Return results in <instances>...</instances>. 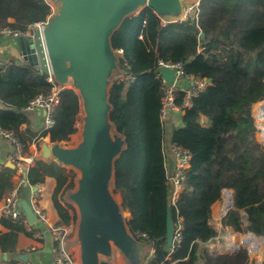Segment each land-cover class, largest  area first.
<instances>
[{"label": "trees", "instance_id": "trees-1", "mask_svg": "<svg viewBox=\"0 0 264 264\" xmlns=\"http://www.w3.org/2000/svg\"><path fill=\"white\" fill-rule=\"evenodd\" d=\"M51 3L53 0H0V29L12 27L25 33L32 24L45 22L54 14ZM111 43L115 51H123L130 67L120 61V72L134 78L131 83L117 78L110 89V118L126 141V149L115 163L114 193L120 195L123 210L130 214L127 225L131 234H145L143 242L154 250L146 264H242L238 252L213 253L204 245L218 236L217 228L210 224L212 206L222 200L225 190L233 193V207L223 217L222 226L264 238V162L255 180L240 135L231 148L222 133L223 140L215 137L226 121L237 129L253 123L251 107L255 114L254 106L264 100V0H201L195 16L166 26L146 8L126 19ZM160 61L182 64L186 75L208 81L169 133L171 144L183 145L192 155L175 205L171 204L164 154L167 130L160 116L163 91L156 77ZM52 88L27 63L14 60L0 68V127L11 131L25 152L39 138L49 137L52 144H59L70 141L77 131L82 103L69 88L59 90L53 127L39 134L31 129L29 114L22 109L38 95H50ZM183 99L184 94L179 93L176 103L181 105ZM204 117L209 127L202 124ZM14 175L13 168L0 163V201L14 188ZM48 177L57 182L53 202L60 224L75 223L76 210L64 201L75 187L74 172L54 161L36 160L25 179L36 187ZM169 208L174 226L180 228V240L172 248L166 246ZM0 224L7 230L0 235L2 254L15 252L20 234L33 237L37 232L28 227L24 214L17 220L3 215Z\"/></svg>", "mask_w": 264, "mask_h": 264}, {"label": "water", "instance_id": "water-1", "mask_svg": "<svg viewBox=\"0 0 264 264\" xmlns=\"http://www.w3.org/2000/svg\"><path fill=\"white\" fill-rule=\"evenodd\" d=\"M54 1L59 10L44 27V42L56 83L63 89L71 84L81 99L82 140L74 148L44 141L37 160L54 161L79 173L76 186L64 196L66 203L77 208L75 240H69L67 248L77 249L79 264H112L116 253L122 255L126 264H143L144 252L151 246L131 234L122 201L114 193L115 163L126 149V141L110 118V89L115 74L121 71L111 39L126 19L146 8L160 17L179 20L186 0ZM16 44L24 61L36 67L33 43L20 36ZM161 75L170 83L173 71L164 67ZM8 166L14 169L10 163ZM21 207L29 223L35 224L37 219L30 205L23 202ZM232 207L231 192L227 208ZM174 227L168 209V248L173 245ZM23 259L27 262L26 257Z\"/></svg>", "mask_w": 264, "mask_h": 264}, {"label": "built area", "instance_id": "built-area-1", "mask_svg": "<svg viewBox=\"0 0 264 264\" xmlns=\"http://www.w3.org/2000/svg\"><path fill=\"white\" fill-rule=\"evenodd\" d=\"M199 4V3H198ZM183 6L182 17L179 20H172L170 18H164L158 16L160 19V23L162 26H166L171 22H182L187 20L190 17L195 16L196 8L198 6ZM53 9V8H52ZM53 16V15H52ZM50 16L48 20L52 17ZM47 21L45 22H37L30 26L28 31L25 33H21L16 31L12 27H7L0 29V38H10L15 40L22 36L27 41L33 43V48L35 50V56L38 61V65L35 67L38 70L40 75H44L46 81L50 83L52 88V93L48 96L38 95L34 99H32L23 109L22 111L26 114L35 113L37 111L45 112L44 116V130L51 129L54 125L53 120V112L55 108L60 104L59 98V90L63 89L60 87L54 78L52 73V69L50 66V62L47 56L46 46L44 42L43 30L47 25ZM116 53L119 56L120 61H123V65L129 69V65L127 61L124 59V54L122 50H117ZM21 62L26 63L24 61V57L20 52ZM12 63H14V59L10 56L0 55V68H7ZM167 68L173 71V78L170 83L166 81L161 75V69ZM120 81H125L126 83H131L134 81V78L131 75H126L123 72H120L117 76ZM156 77L160 80L163 96L161 100V112L160 116L162 121L165 123L170 117L179 116L183 114L184 109L190 108L192 105V99L198 96L201 92H203L207 85L208 81L206 79H199L193 76H188L184 73V69L182 64H171L158 62ZM179 93L184 94L183 103L181 105L176 103L177 96ZM264 102V101H263ZM262 102V103H263ZM264 116V112L262 113ZM78 125L76 124V128ZM262 129V140L264 144V134ZM0 138L5 139V141L10 146V151L7 155L8 163H10L15 170V176L18 178L19 182L14 188L10 191V193L5 197V207L3 209V215L11 217L14 220L19 219L23 215V209L21 207L20 198H19V187L27 183L26 182V174L29 168L35 165L37 160V154H31L25 152L22 144L19 142L17 137L11 132L2 127H0ZM46 138H39L35 140L34 144L37 148H40L42 142L46 141ZM171 152L175 158V166L173 169V173L169 176V181L172 187V195H171V204L175 205L176 201L179 197V194L183 190L184 180H185V171L190 168V163L192 159V155L189 150H187L183 145L171 144ZM227 195V204L230 200V193L225 190ZM38 192H33L30 196V207L35 215L37 221L47 222V214L43 210V208L39 204L38 200ZM28 221V220H27ZM49 230L52 235V239L54 242V246L52 249V254L54 258V264H79L78 257L74 252L67 248V243L71 239L75 230V223L71 221L68 225L64 224H56L49 227ZM249 236H253L255 240L262 241L263 237H258L253 233H249ZM137 240L145 241L147 236L145 234H140L135 237ZM36 239L41 240L42 236L37 235ZM180 240V228L179 226L174 227V240L173 245L179 242ZM239 240V239H238ZM237 239H228V245L239 252V250L247 249L252 255H257V251L254 248H249L245 246H241L238 244ZM259 244V243H258ZM256 244V245H258ZM254 246V245H253ZM250 245V247H253ZM260 246V245H259ZM171 247V248H172ZM256 247V246H254ZM31 250H34L32 248ZM197 264H201L200 262Z\"/></svg>", "mask_w": 264, "mask_h": 264}, {"label": "crops", "instance_id": "crops-1", "mask_svg": "<svg viewBox=\"0 0 264 264\" xmlns=\"http://www.w3.org/2000/svg\"><path fill=\"white\" fill-rule=\"evenodd\" d=\"M187 2H190V0H186L185 3ZM198 3L199 2L197 1L196 3L194 2L192 4L190 3L189 5L185 4V6L196 5ZM15 43L16 42H13V40L10 38H4V37L0 38V55L12 57L11 54L13 53V49H14L12 47L17 46ZM10 45L12 47H9ZM44 116H45L44 112H41V111H37L35 113L29 114V118L31 121V129L37 134L42 132L45 128ZM177 117L178 116L170 117L165 122L167 134H166L165 145H164V154H165V159H166V168H167L168 176H171V174L173 173L174 166H175V158L171 152V143H170L169 133L171 130V126L172 124L175 123V120L177 119ZM202 124L205 127L210 126L208 119L205 117L202 118ZM222 132L223 130L220 129L215 134V137L219 140H223V138H221L219 135V133H222ZM47 139L49 140V137H47ZM263 148H264V144L262 140V152H263ZM9 151H10V146L8 145V143L5 141V139L0 138V163L6 166H8L7 155ZM28 151L31 154H37V155L39 152L35 144H32L29 147ZM263 162L264 160L262 158V165H263ZM259 175H260V169L258 171L255 170L254 179L257 180ZM13 182L15 186L19 182L18 178L15 175L13 176ZM56 185H57L56 180L54 178L48 177L46 178L45 183L43 185L36 186L37 188L36 192H38L39 204L43 208L45 213L47 214L48 221L47 222L37 221L35 224H30L28 221V227L33 226L34 227L33 229H36L37 232L34 234L33 237H28L24 234H20L18 236L16 249L13 254L11 255L2 254L0 251V264H54V258L52 254L54 242H53L49 227L60 223V218H59L58 212L53 202V194H54ZM34 188L35 187L27 183H24L19 187V198H20L21 204L23 202H27L28 204H30L29 203L30 196L33 192H35ZM228 192L231 193L232 191H228ZM227 202H228L227 195H226V192H224L222 200L216 202L212 206V217L210 220V224L214 226L215 228H217L218 236L209 244L204 245V247L213 253H221V254L231 253L232 251H234V249L228 245V239H233V238L238 239L237 236L241 235L240 233L233 232L230 228H227V227L224 228L222 226V219L228 211ZM4 207H5V198L0 201V219L3 216ZM23 214L25 215L24 211H23ZM128 215L130 217L129 213ZM26 219L28 220L27 217ZM5 232H7V230L0 224V235ZM37 235L42 236V239L41 240L36 239ZM74 240H75V236L73 234L70 239V242L73 243ZM32 248H34V250H31ZM70 250L72 252H75L76 248L71 247ZM238 253L242 257V264H264V252L263 254L257 253V255H252L247 249H244V250H239ZM153 254H154V250L152 248L147 249L144 252L143 264H146V262L153 256ZM76 256L78 257V255ZM23 257L27 258V262L24 261ZM112 264H126V263L122 255L119 253H116L114 256V259L112 260Z\"/></svg>", "mask_w": 264, "mask_h": 264}, {"label": "rangeland", "instance_id": "rangeland-1", "mask_svg": "<svg viewBox=\"0 0 264 264\" xmlns=\"http://www.w3.org/2000/svg\"><path fill=\"white\" fill-rule=\"evenodd\" d=\"M197 1L200 2L201 0L200 1L199 0H190V2H187L185 4L189 5L190 3L191 4L193 2L196 3ZM53 2H54L53 3L54 5L52 3L50 5L53 8V12H54L53 16H54L58 13L59 4L56 3L54 0H53ZM137 15H138V12H136L134 14V16H137ZM13 42H16V41L13 40ZM9 47H12V46L10 45ZM12 48H14L13 49L14 54L13 53L11 54L12 58L15 61L21 62L20 51H19L18 47L16 46V47H12ZM118 75H119V73L115 74L113 81L118 78L117 77ZM66 88L73 89L71 84L68 85ZM263 101L264 100H261L259 102L262 103ZM259 102H258V104H259ZM253 109L255 111V114L252 113V107H251V114L254 118V121L250 125H246V126L242 127V129H237L232 122L226 121L221 126V129L223 130V132H222L223 136L222 137H225V141L228 142L229 148L234 146V144L237 140V137L240 135V140L244 146L243 150H244V153L246 155L248 167L250 169V173H251L252 177L255 176V170L258 171L260 168H262V158L264 160V153H263L264 148H263V152H262V140H261V134L262 133L258 129V126L260 127V129L262 128V124H261L262 122L259 119L256 120L257 117L258 118H260V117H259V114L257 113V109L255 108V106ZM83 116H84V113L82 111L80 116H79L78 122H77L78 127L76 128L77 129L76 133L73 136H71L70 141L61 143L62 146L67 147V148H74L80 143V141L82 140L81 133H82V127H83ZM46 142L48 144H51L50 140H48V139L46 140ZM68 171H73L75 176H76V179H78L79 173L77 171H75L74 169H71V168H68ZM115 196L119 201H121L119 194H116ZM74 208L77 212V208L75 206H74ZM124 213H125L126 219L128 220L130 217H129L127 211L126 212L124 211ZM74 233H75V230H74ZM249 235H250L249 233L241 234V235H238L237 238L242 239V238L248 237ZM241 246L243 247V245H241ZM76 250L74 253L76 255H78V251H76Z\"/></svg>", "mask_w": 264, "mask_h": 264}, {"label": "bare ground", "instance_id": "bare-ground-1", "mask_svg": "<svg viewBox=\"0 0 264 264\" xmlns=\"http://www.w3.org/2000/svg\"><path fill=\"white\" fill-rule=\"evenodd\" d=\"M255 108L257 109V113L259 114V117H260V118L257 117L256 120L259 119L263 123V124L261 123L262 124L261 133H262V129L264 131V116H262V113L264 112V103L263 104L262 103L256 104ZM263 134H264V132H263ZM261 140H262V134H261ZM238 244L243 245L245 247L254 248L255 251H257L259 254H261V253L263 254V252H264V239H262V241H257V240H255V238H253V236H248L246 238L239 239ZM256 244H258V245H256ZM250 245L251 246L254 245L256 247H254V246L250 247Z\"/></svg>", "mask_w": 264, "mask_h": 264}]
</instances>
